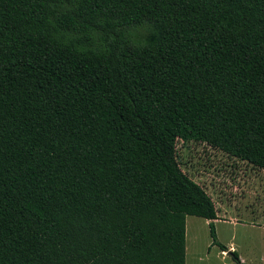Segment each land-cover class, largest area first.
Returning <instances> with one entry per match:
<instances>
[{"label": "trees", "instance_id": "trees-1", "mask_svg": "<svg viewBox=\"0 0 264 264\" xmlns=\"http://www.w3.org/2000/svg\"><path fill=\"white\" fill-rule=\"evenodd\" d=\"M179 140L264 170V0H0V264H246Z\"/></svg>", "mask_w": 264, "mask_h": 264}, {"label": "rangeland", "instance_id": "rangeland-1", "mask_svg": "<svg viewBox=\"0 0 264 264\" xmlns=\"http://www.w3.org/2000/svg\"><path fill=\"white\" fill-rule=\"evenodd\" d=\"M176 151L181 170L214 203L218 241L251 258L246 245L252 246L264 264V170L202 142L179 140ZM210 244L208 222L187 216L185 264H234L218 248L208 250Z\"/></svg>", "mask_w": 264, "mask_h": 264}, {"label": "crops", "instance_id": "crops-1", "mask_svg": "<svg viewBox=\"0 0 264 264\" xmlns=\"http://www.w3.org/2000/svg\"><path fill=\"white\" fill-rule=\"evenodd\" d=\"M218 220V219H217ZM217 220H215V221H217ZM215 223V222H214ZM226 246V245H225ZM247 246V248H248V251H249V254L251 255V256H253V258H251V257H248V255L247 254H242V253H239V252H237V254H238V256H239V258H240V260L241 261H243V262H245L246 264H262L263 263V261H261L260 259H259V257H258V252L259 251H255V249L251 246V248H250V246H248V245H246ZM212 247H215V246H212ZM230 250H232V249H234L235 247H232V246H227ZM211 248V247H210ZM210 248H208V250H210ZM217 248V247H216ZM220 251V250H219ZM234 251H235V249H234ZM247 251V250H246ZM220 253L222 254V255H225V252H221L220 251ZM227 256V255H226Z\"/></svg>", "mask_w": 264, "mask_h": 264}]
</instances>
